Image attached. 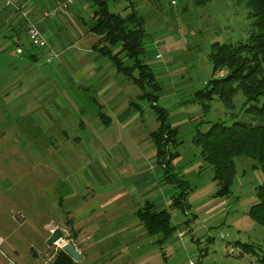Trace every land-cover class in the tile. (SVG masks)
<instances>
[{"label":"rangeland","instance_id":"374dc122","mask_svg":"<svg viewBox=\"0 0 264 264\" xmlns=\"http://www.w3.org/2000/svg\"><path fill=\"white\" fill-rule=\"evenodd\" d=\"M77 4L72 20L88 21L94 10L91 1L85 6ZM130 4L144 22L141 60L154 75L155 85L149 91L156 107L165 111L166 124L175 131L170 146L176 155L173 167L187 186L176 189L157 182L161 172L149 138L159 126L156 110L152 102L136 99L140 90L131 82L126 81L123 90L128 101L138 105L141 118L123 129L101 99L103 89L85 91L88 86L74 82L58 58L50 59L48 51L40 56L42 49L29 42L24 43V54L15 58L9 56L16 49L13 47L0 56V264H6L8 258L26 264L11 253L12 247L32 255L45 245L38 233L42 225L37 226L38 231L19 226L20 212L27 217L31 208L41 206L49 209L47 218L58 217V197L67 195L71 197H64L63 211L104 206L107 199L99 195L119 191L121 186L140 196L142 184L128 174L133 171L140 172L148 183L154 181L149 186L153 194L156 191L154 202L178 192L183 193L187 206L181 214L171 207L170 199L169 214L177 230L164 246L153 242L145 247L151 252V264H260L264 260V228L249 218L264 182L261 167L249 157H236L229 196L215 198L218 183L213 180L214 171L196 144L197 135L214 124L232 127L259 120L247 111L250 105L244 106L240 91L233 97L232 108L225 107L216 95L210 102L201 95L209 90L212 79L221 80L227 73L226 69L214 73L209 60L212 46L245 43L252 31L245 2L210 0L199 5L198 0H108L107 7L123 16ZM72 20L64 21L66 29L58 28L61 40H74ZM28 46L38 59L29 57ZM115 79L123 80L121 75ZM90 80L95 85L99 82L94 76ZM99 111L110 118L109 127L101 122L97 126ZM189 219L194 221L189 224ZM68 234L77 238L73 231ZM4 236L12 244L9 249ZM30 241L32 247L27 245ZM242 245H251V253L244 252ZM101 247L90 250L89 255L97 259ZM59 250L52 246L40 257L48 259ZM40 259H33L34 264H41Z\"/></svg>","mask_w":264,"mask_h":264},{"label":"trees","instance_id":"16d2710c","mask_svg":"<svg viewBox=\"0 0 264 264\" xmlns=\"http://www.w3.org/2000/svg\"><path fill=\"white\" fill-rule=\"evenodd\" d=\"M94 8L89 21L85 24L88 33L96 38L92 51L108 60L118 75L125 77L141 92L140 99H146L156 111L159 126L149 134L155 149V162L160 169L159 183L171 185L176 189L187 186L185 180L173 167L176 155L170 152L174 144L175 131L166 124L165 111L154 104V95L149 91L155 88L154 75L143 63L144 22L135 12L132 4L126 7L125 15L108 10V0H90ZM210 0H198L205 5ZM248 9L247 17L252 20V31L245 43L236 45L215 43L209 60L214 73L226 69L221 80L210 81L209 90L201 93L207 102L216 95L227 108H232V100L237 91L244 97V106L250 105L248 112L259 120L235 123L232 127L214 124L208 132L197 135L196 144L201 149L204 161L214 171L213 180L218 183L215 198H226L234 177V159L246 156L259 164L264 173V0H243ZM134 73L136 75H134ZM263 100L261 106L258 104ZM139 111V107L133 104ZM98 117H107L99 111ZM183 193L172 196L171 207L181 214L187 210ZM137 218L147 235L155 237L163 245L177 230L169 212L156 209L152 203L137 212ZM249 218L264 228V182L257 190V203L249 210ZM189 224L194 220L189 219ZM244 252L251 253V245H242ZM264 264V260H259ZM51 264H74L71 258L59 250Z\"/></svg>","mask_w":264,"mask_h":264},{"label":"crops","instance_id":"0c3cea01","mask_svg":"<svg viewBox=\"0 0 264 264\" xmlns=\"http://www.w3.org/2000/svg\"><path fill=\"white\" fill-rule=\"evenodd\" d=\"M7 1L0 0V56L9 52L13 47L16 49L14 51L10 50V57L15 58L16 55L24 54V43L29 42L26 28L29 22L34 23L47 42V49L42 50L39 55H45L44 51H53L60 63L71 72L72 77H74L72 80L80 82L83 86H88L84 89L85 91H90V87H94L93 89L96 91L100 88L101 90L103 89L100 97L106 104L107 110L114 113L115 119L121 128L126 129L134 121L136 122L141 118L140 112L133 105L135 103L128 101L127 91L123 90V85H125L126 81H131L123 76V80L115 79L119 75L111 63L92 51L96 38L88 33L84 26V23L86 24L89 20L85 21L83 18H79L77 21L72 20L71 12H74L73 7L75 4L78 3L85 6L90 0H75L73 4L65 9H58V5L64 0H9L11 2L9 6L6 5ZM52 11H56L55 16H50ZM69 17L72 20V37L74 40L64 41L59 38L61 32H59L58 28L66 29L64 21H68ZM28 47L26 52L29 53V57L33 56L34 58L32 57L31 59H38L36 54L30 52L32 48ZM18 49H21L22 53L18 54ZM111 75H113L112 78ZM92 76L99 81L98 84L95 85L91 82ZM86 79L89 82H86L88 81ZM88 83L94 86H89ZM140 96L141 92L136 96V99H140ZM93 101H95L94 98ZM103 107V105L100 106V108ZM102 113L107 117L106 121H102L97 114L99 122H96V124L100 126L99 123L101 122L102 125L109 127L110 118L106 113ZM122 173L124 174V171ZM128 174L138 179V181H135L137 184H142L139 189L143 194L140 196L131 195L127 188L121 186L119 191L99 195L100 198L107 199L104 206L64 211L62 208L64 197L69 199L71 195L59 196L58 203H56L60 211H58V217L52 218L53 216H50L47 218L46 214L49 209L47 207L41 208L40 205V209L31 208L32 210L27 213V217L23 216L22 212L19 213V226H30L38 231L37 226L42 225L41 232L38 233L45 243L44 247H41L38 251H32L31 253H34L32 255H25L18 248H13L12 244L7 240L8 237L4 236L6 249L12 247L11 253L16 255L18 261L34 264L35 261L41 258L40 256L44 254V251L47 252L52 247L47 245V239L54 230L59 229L64 236V240L57 245L58 248L65 243L73 245L82 256V262L86 260L91 264H151V252L147 251L145 247L153 242L158 243L155 237L146 234L137 218V212L147 202H153L152 204L156 209L158 206L159 209H165L169 212L170 206L168 203L172 197L168 200L162 198L157 203L154 202L156 191L153 194V189L151 188L153 187L151 183L154 181L148 183V179L144 178L140 172L133 171V173L128 172ZM156 180L158 182V176ZM149 186L151 187L149 188ZM25 194H20V196ZM0 196L3 197L1 190ZM37 210L38 212H36ZM43 216L46 218L43 219ZM0 230L2 229L0 228ZM71 231L77 235V238H70L68 233ZM0 237H2L1 233ZM27 245L32 247L33 243L30 241ZM99 246L102 247L99 251H96L98 258L95 259L89 253L90 250L98 249ZM53 256L48 259L41 258V264H51Z\"/></svg>","mask_w":264,"mask_h":264},{"label":"built area","instance_id":"2783aa9c","mask_svg":"<svg viewBox=\"0 0 264 264\" xmlns=\"http://www.w3.org/2000/svg\"><path fill=\"white\" fill-rule=\"evenodd\" d=\"M75 0H64L61 4L58 5V9H65L67 8L69 5L73 4ZM11 4V2L8 0L6 2V5L9 6ZM173 4L175 5V2H173ZM56 11H52L50 12V16H55ZM27 38L29 41L30 46H33L34 48H39L42 50L47 49V42L44 39L43 35L41 34L39 28L37 27L36 24L29 22L27 25ZM17 53L20 54L22 53L21 49L17 50ZM50 59L52 58H57V55L52 51V52H48ZM0 246H1V241H0ZM6 264H16L15 262H13L11 259H7L6 260ZM188 264H196L193 261H190Z\"/></svg>","mask_w":264,"mask_h":264},{"label":"water","instance_id":"95a60500","mask_svg":"<svg viewBox=\"0 0 264 264\" xmlns=\"http://www.w3.org/2000/svg\"><path fill=\"white\" fill-rule=\"evenodd\" d=\"M64 240V236L59 229H56L52 232L51 236L47 239V245L49 246H57L61 244ZM61 251L66 253L71 260L75 262H80L82 260V256L76 250V248L68 243L62 244L60 247Z\"/></svg>","mask_w":264,"mask_h":264}]
</instances>
